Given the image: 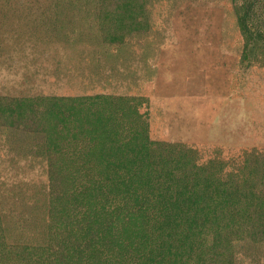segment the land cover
Returning a JSON list of instances; mask_svg holds the SVG:
<instances>
[{
	"label": "rangeland",
	"instance_id": "374dc122",
	"mask_svg": "<svg viewBox=\"0 0 264 264\" xmlns=\"http://www.w3.org/2000/svg\"><path fill=\"white\" fill-rule=\"evenodd\" d=\"M93 95L130 97L153 140L203 162L237 172L264 160V0H0V199L10 209L43 178L30 158L17 162L39 147L34 130L17 129V102ZM246 182L264 191V169Z\"/></svg>",
	"mask_w": 264,
	"mask_h": 264
},
{
	"label": "trees",
	"instance_id": "16d2710c",
	"mask_svg": "<svg viewBox=\"0 0 264 264\" xmlns=\"http://www.w3.org/2000/svg\"><path fill=\"white\" fill-rule=\"evenodd\" d=\"M252 7L244 3L243 27ZM130 100L93 95L17 102V129L34 130L39 146L18 152L17 162L30 158L43 178L34 193L18 191L20 210L0 199V264L264 259V191L246 182L261 174L264 160L247 158L250 165L228 171L179 143L153 140Z\"/></svg>",
	"mask_w": 264,
	"mask_h": 264
},
{
	"label": "bare ground",
	"instance_id": "6f19581e",
	"mask_svg": "<svg viewBox=\"0 0 264 264\" xmlns=\"http://www.w3.org/2000/svg\"><path fill=\"white\" fill-rule=\"evenodd\" d=\"M57 1V0H56ZM146 6V5H145ZM164 7V6H163ZM166 9V8H165ZM23 14V13H22ZM24 16V15H23ZM36 20V19H35ZM154 22V21H153ZM69 23V22H68ZM13 25V24H12ZM11 25V26H12ZM57 26V25H56ZM12 28V27H11ZM46 28V27H45ZM64 30V29H63ZM138 34V33H137ZM12 37V36H11ZM145 46V45H144ZM116 54V53H115ZM94 58V57H93ZM128 58V57H127ZM80 59V58H79ZM118 59V58H117ZM27 65V64H26ZM83 65V64H82ZM96 66V65H95ZM102 66V65H100ZM67 67V66H66ZM29 69V68H28ZM33 69V68H32ZM117 73V72H116ZM70 79V78H69ZM133 79V78H132ZM87 82V81H86ZM111 83V82H110ZM13 86V85H12ZM83 87V86H82ZM45 91V90H44ZM8 100V99H7ZM8 142V141H7ZM1 147V146H0ZM10 149V148H9ZM14 163V162H13ZM20 174V173H19ZM29 184V183H28Z\"/></svg>",
	"mask_w": 264,
	"mask_h": 264
}]
</instances>
